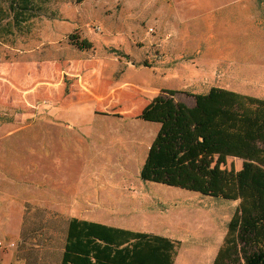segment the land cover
<instances>
[{
  "label": "rangeland",
  "instance_id": "1",
  "mask_svg": "<svg viewBox=\"0 0 264 264\" xmlns=\"http://www.w3.org/2000/svg\"><path fill=\"white\" fill-rule=\"evenodd\" d=\"M1 6L9 18L0 64L29 54L57 90V59L71 74L81 51L73 42L86 40L88 56L108 60L106 80L134 94L72 137L57 129L51 106L0 107V128H16L0 154V264H60L75 217L170 224L180 232L174 264H213L239 201L144 182L140 171L160 131L264 152V115L255 113L264 100V0H35L16 23L9 0ZM150 101L154 117L177 116L152 121L142 111ZM242 165L229 158L226 168Z\"/></svg>",
  "mask_w": 264,
  "mask_h": 264
},
{
  "label": "trees",
  "instance_id": "2",
  "mask_svg": "<svg viewBox=\"0 0 264 264\" xmlns=\"http://www.w3.org/2000/svg\"><path fill=\"white\" fill-rule=\"evenodd\" d=\"M34 1L9 0L15 23L30 11ZM1 2L7 0L0 1V26L6 28L3 24L9 16ZM73 44L81 51L93 45L78 39ZM157 103L144 111L145 116L152 112V121L171 122L177 116L173 110L154 117ZM261 105L262 110L255 112L260 117L264 115V100ZM7 120L3 125L11 122ZM206 139L160 131L149 148L140 178L215 199L239 201L213 264H264V152L219 146ZM229 158L241 160V170H228ZM175 256L173 240L71 219L60 264H174Z\"/></svg>",
  "mask_w": 264,
  "mask_h": 264
},
{
  "label": "crops",
  "instance_id": "3",
  "mask_svg": "<svg viewBox=\"0 0 264 264\" xmlns=\"http://www.w3.org/2000/svg\"><path fill=\"white\" fill-rule=\"evenodd\" d=\"M57 29L58 41L61 29L60 27ZM79 54L74 58L76 60L72 59L69 63L71 64V74L63 72L59 58L57 59V65L53 66V72L57 71V90L54 89V83L45 81L48 70L41 67V62L32 59L31 55L29 57V54L22 52V56H19L20 59L16 62L0 64V107L8 110L26 105L34 109L37 104H39L38 108L51 106L50 113L57 117V129L61 130L63 134L72 137V133L76 130L82 134H88L91 129L89 126L100 118L99 112L101 110H105L107 107L115 108L119 102H125L126 99L131 98L134 92L124 83H117L113 86L106 80L105 70L108 60L105 56H97V58L88 56L86 51H79ZM60 72L62 76H59ZM65 74L70 77L71 81L68 92H66V86L63 82ZM124 85L125 87H123ZM46 102L49 105H44ZM150 104L151 101L145 104L142 111L147 109ZM32 125L42 127L41 123L34 122ZM14 128L12 126L0 128V154L7 151L5 147L11 145L10 143L14 140L10 137L12 133L10 130ZM72 219L99 223L133 232L154 234L169 240H173V236L180 233L177 228H172L167 223L157 225L154 229L149 230L143 225L138 226L136 224L134 227L132 223L113 225L84 218L75 217ZM222 241L223 239H220L217 246L213 247V256L217 255Z\"/></svg>",
  "mask_w": 264,
  "mask_h": 264
}]
</instances>
